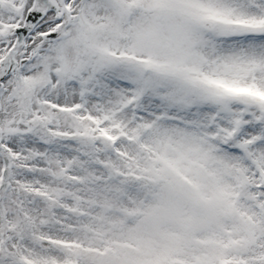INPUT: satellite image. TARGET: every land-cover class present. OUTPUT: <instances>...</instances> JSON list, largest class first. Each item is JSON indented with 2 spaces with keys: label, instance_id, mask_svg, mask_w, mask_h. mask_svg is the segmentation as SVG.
I'll list each match as a JSON object with an SVG mask.
<instances>
[{
  "label": "snow or ice",
  "instance_id": "snow-or-ice-1",
  "mask_svg": "<svg viewBox=\"0 0 264 264\" xmlns=\"http://www.w3.org/2000/svg\"><path fill=\"white\" fill-rule=\"evenodd\" d=\"M0 264H264V0H0Z\"/></svg>",
  "mask_w": 264,
  "mask_h": 264
}]
</instances>
